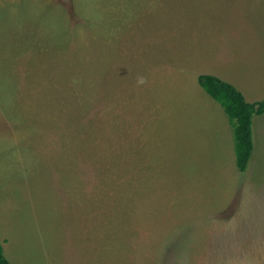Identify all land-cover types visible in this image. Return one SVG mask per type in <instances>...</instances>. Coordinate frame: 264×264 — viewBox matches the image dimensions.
<instances>
[{"label":"rangeland","instance_id":"rangeland-1","mask_svg":"<svg viewBox=\"0 0 264 264\" xmlns=\"http://www.w3.org/2000/svg\"><path fill=\"white\" fill-rule=\"evenodd\" d=\"M203 74L264 99V0H0L11 264H264V113L241 171Z\"/></svg>","mask_w":264,"mask_h":264},{"label":"trees","instance_id":"trees-1","mask_svg":"<svg viewBox=\"0 0 264 264\" xmlns=\"http://www.w3.org/2000/svg\"><path fill=\"white\" fill-rule=\"evenodd\" d=\"M199 81L205 91L221 104L234 123L237 164L241 171H245L253 152V118L264 113V99L249 102L235 85L214 75L203 74ZM0 264H10L1 242Z\"/></svg>","mask_w":264,"mask_h":264},{"label":"crops","instance_id":"crops-1","mask_svg":"<svg viewBox=\"0 0 264 264\" xmlns=\"http://www.w3.org/2000/svg\"><path fill=\"white\" fill-rule=\"evenodd\" d=\"M210 75H213V74H210ZM214 76H216V75H214ZM218 77V76H217ZM220 78V77H219ZM226 81V80H225ZM231 83V82H230ZM234 85V84H233ZM263 95H264V91H263ZM252 129H253V125H252ZM6 256V255H5ZM7 258V257H6ZM8 259V258H7ZM10 262V261H9ZM10 264H11V262H10Z\"/></svg>","mask_w":264,"mask_h":264}]
</instances>
